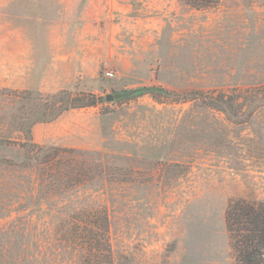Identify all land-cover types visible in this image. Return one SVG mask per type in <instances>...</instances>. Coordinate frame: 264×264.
Returning <instances> with one entry per match:
<instances>
[{"label": "rangeland", "instance_id": "1", "mask_svg": "<svg viewBox=\"0 0 264 264\" xmlns=\"http://www.w3.org/2000/svg\"><path fill=\"white\" fill-rule=\"evenodd\" d=\"M51 1L0 0V139L10 140L0 145L1 264H103L108 255L111 264H238L224 213L234 199L264 201V107L237 124L197 100L125 96L36 124L35 143L104 168L61 194L41 189L37 166L1 162L23 157L17 118L27 106L17 92L263 93L264 0H129L128 28L84 78L62 68L52 45L67 41L86 0Z\"/></svg>", "mask_w": 264, "mask_h": 264}, {"label": "trees", "instance_id": "2", "mask_svg": "<svg viewBox=\"0 0 264 264\" xmlns=\"http://www.w3.org/2000/svg\"><path fill=\"white\" fill-rule=\"evenodd\" d=\"M181 1L195 8L209 7L217 2V0ZM135 90L140 93L129 94L125 98L150 95L170 98L175 102L197 100L209 109L224 114L237 124L247 122L256 110L264 107V92L262 93L261 88L233 89L227 94L223 92L174 94L160 87H142ZM16 94L17 100L27 106V112L17 118V132L23 137L21 142L16 143L22 150L23 157L17 163L12 160H3L1 163L23 169L37 166L41 189L53 194H61L82 183L92 181L104 173L101 164L87 162L75 164L63 161L60 155L72 154L74 149L40 145L33 141L32 135V129L36 124L50 123L71 110L95 107L104 102V98L80 92L73 94L68 90H61L51 95L32 91ZM8 142L10 140L7 138L0 139V145ZM102 220L104 237L108 231L106 216ZM76 223L82 226V223ZM224 224L229 248L235 261L238 264H264V201L231 200L224 213ZM107 258L103 264H111L110 256L108 255ZM98 259L101 260L97 257ZM14 264L17 262L14 261Z\"/></svg>", "mask_w": 264, "mask_h": 264}, {"label": "crops", "instance_id": "3", "mask_svg": "<svg viewBox=\"0 0 264 264\" xmlns=\"http://www.w3.org/2000/svg\"><path fill=\"white\" fill-rule=\"evenodd\" d=\"M57 12L59 14L61 9ZM130 12L129 0H86L75 20L76 29L64 35L67 41L52 45L53 53H61L56 59L62 68H71L77 78L88 77L90 73L95 75L100 60L113 51L111 39L128 28L126 23L132 20Z\"/></svg>", "mask_w": 264, "mask_h": 264}, {"label": "water", "instance_id": "4", "mask_svg": "<svg viewBox=\"0 0 264 264\" xmlns=\"http://www.w3.org/2000/svg\"><path fill=\"white\" fill-rule=\"evenodd\" d=\"M133 93H140V91L130 90V91H123V92H115L113 94H107L105 96V101L106 102L118 101L124 98L125 96L129 94H133Z\"/></svg>", "mask_w": 264, "mask_h": 264}, {"label": "built area", "instance_id": "5", "mask_svg": "<svg viewBox=\"0 0 264 264\" xmlns=\"http://www.w3.org/2000/svg\"><path fill=\"white\" fill-rule=\"evenodd\" d=\"M103 76L105 78H111L113 77V72L110 69L106 68V66H104Z\"/></svg>", "mask_w": 264, "mask_h": 264}]
</instances>
